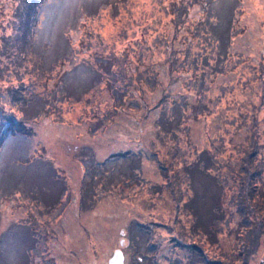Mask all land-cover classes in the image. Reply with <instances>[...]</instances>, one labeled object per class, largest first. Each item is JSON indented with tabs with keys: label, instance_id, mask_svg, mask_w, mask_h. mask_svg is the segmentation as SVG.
<instances>
[{
	"label": "rangeland",
	"instance_id": "374dc122",
	"mask_svg": "<svg viewBox=\"0 0 264 264\" xmlns=\"http://www.w3.org/2000/svg\"><path fill=\"white\" fill-rule=\"evenodd\" d=\"M237 3L223 57L206 0H46L23 56L21 4L0 0V122L25 134L0 149V264H107L118 247L123 264H264V0ZM250 140L259 193L238 206ZM190 196L219 216L209 232Z\"/></svg>",
	"mask_w": 264,
	"mask_h": 264
},
{
	"label": "trees",
	"instance_id": "16d2710c",
	"mask_svg": "<svg viewBox=\"0 0 264 264\" xmlns=\"http://www.w3.org/2000/svg\"><path fill=\"white\" fill-rule=\"evenodd\" d=\"M17 1L21 5H20V8H17L18 13L15 15V18H14V24L16 26V32L14 36H18V37L13 38L10 35L8 42L12 43V41H17L19 43L18 51L22 52L21 54L24 56L26 53H31V48H33L34 46V40L33 39L30 40V35H32V31L34 32L37 15L40 12L42 6L45 5L46 0H17ZM215 2L220 4L219 9L216 8ZM206 3H207V13L210 15V17L208 20H204L203 22H204L205 27H207L208 36L211 35L212 38L216 42L217 49H218V56L223 57L227 51V48L230 42V28H231L232 19L234 16V10L236 9L238 3H237V0H206ZM17 15L19 16V18L16 17ZM208 39L210 40V38ZM53 48L55 51L51 52L50 50L49 57L47 56V53L46 54L43 53V51L45 50L44 48L39 49L42 54H39L38 52H36L41 58L42 66L45 65L46 61L50 62L51 58L55 55L56 52H58L59 48H56L55 46H53ZM64 50L65 48L63 49V51ZM43 54L45 56H43ZM150 81L151 79H149V82ZM8 92L13 95L14 93L17 92V87L16 86L14 88L11 87V89ZM31 99L35 101L39 98L31 97ZM31 99L28 98V100L24 103L25 105L19 107L21 111L20 117H26L24 120L31 121L35 119L37 116V112L39 111L38 109H35L33 112L28 111L29 110L28 108L33 105L32 104L33 101H31ZM41 102L44 103V99H42ZM43 106L44 104L40 106L41 108L39 107L40 111H43V109H45V108H42ZM178 107H181V105H179ZM171 110L172 109H170L168 113H171ZM181 119H184V115L181 117ZM170 120H171V117L166 116L163 121L164 122L166 121V123H169ZM10 123L11 122L5 123V121L0 122V125H1L0 149L7 135L13 136L16 139L24 137L25 135L24 133H17V130H15L11 126ZM159 127H161L160 124H159ZM8 133H11V134H8ZM240 148L241 149H239V151H241L242 153V155H240V160L242 161V165L238 168V173L236 174L237 175V178H236L237 189L236 190L238 191V198H237L238 206H243L245 204V201L252 198L254 193L257 195L259 193L258 188L260 187V185H258V178H259L258 176L261 174V167L259 166V164H255V161H254L257 151H256V146L253 140H250L249 144H245V143L241 144ZM198 156L199 157L198 159H196V163L198 164L200 170L203 171L204 173H207L208 176L213 177V179L216 181V184L219 187L220 192H221L222 185L218 181L217 177L215 176V174L211 175L208 172L209 169L212 170L215 168V166L211 164L213 163V160H211V158L208 156L206 150L201 151ZM186 173L188 174V171ZM91 174H94V172ZM82 179H83V176H82ZM107 182H110V181H107ZM174 195L175 194H172L173 198H174ZM185 202L186 203L181 204V209L182 207L183 208L186 207V211L189 212L191 219H193V223H194L192 228L196 227L197 229H201L203 233L209 232V229H210L209 222L211 220L217 219L219 216L212 213L211 218L208 215L206 219L205 218L201 219L199 215L200 213L197 212L196 207L193 205L194 201L192 199V196H190V198ZM215 205H218V200L214 203V207ZM199 222H201L200 227L198 224ZM32 233H33V230H32ZM243 242L245 246L253 245L254 250L256 249V239L254 240L253 237H244ZM32 244H34L32 248L36 246L37 244V239H35V237H32ZM28 259H30L29 252H28V257H27V261L29 264L30 260ZM192 261H194V259H192Z\"/></svg>",
	"mask_w": 264,
	"mask_h": 264
},
{
	"label": "water",
	"instance_id": "95a60500",
	"mask_svg": "<svg viewBox=\"0 0 264 264\" xmlns=\"http://www.w3.org/2000/svg\"><path fill=\"white\" fill-rule=\"evenodd\" d=\"M122 245V240L120 241ZM124 263V254L121 248H116L113 250L112 254L107 259V264H123Z\"/></svg>",
	"mask_w": 264,
	"mask_h": 264
}]
</instances>
